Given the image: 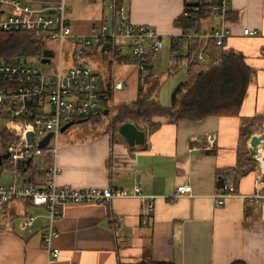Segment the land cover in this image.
<instances>
[{"label": "crops", "instance_id": "0c3cea01", "mask_svg": "<svg viewBox=\"0 0 264 264\" xmlns=\"http://www.w3.org/2000/svg\"><path fill=\"white\" fill-rule=\"evenodd\" d=\"M67 1L77 34H88L94 23L115 19L110 0ZM185 4L186 0H123L134 24L153 27L161 35L160 52L165 41L169 43L170 65L173 47L178 54L189 48V38L176 24ZM229 8L233 35L222 49L243 54L255 69L239 115L176 122L157 117L161 124L153 131L140 127L145 123L140 122L138 126L146 131L141 148H131L120 132L113 136L107 126L93 136L62 134L60 138L58 185L124 190L141 185L146 194L155 195L148 223L143 222L144 211L151 199L138 196L116 197L106 204H62L55 222L59 236L53 240L60 256L53 259L43 240L47 210L15 200L2 212L0 264H264V164L251 152L250 142L264 132V119L254 120L264 116V0H231ZM212 22L209 17L204 29ZM244 27L257 28L261 34L245 36ZM203 39L206 46L210 39ZM118 43L121 57L113 64L131 62L130 49L125 50L128 42ZM219 48L204 51L207 59L215 57ZM114 70L113 65V74ZM6 169L14 176L4 183ZM30 175L22 173L20 181ZM227 177L234 180L235 192L218 206L214 195ZM46 179V171L34 177L37 184ZM16 180L13 168L0 165V184ZM181 184H190L192 192L173 200ZM27 215L37 217L31 231L22 226ZM122 236L129 238V244L120 243Z\"/></svg>", "mask_w": 264, "mask_h": 264}, {"label": "built area", "instance_id": "2783aa9c", "mask_svg": "<svg viewBox=\"0 0 264 264\" xmlns=\"http://www.w3.org/2000/svg\"><path fill=\"white\" fill-rule=\"evenodd\" d=\"M188 3L182 14L204 13L201 17L202 27L209 17L213 22L201 31L199 36L213 40L216 46H224L233 35L229 24L231 0H186ZM68 1L60 0L49 5L28 0H0V31L14 32L33 30L43 34V41L48 43L45 54L41 50L35 55L8 62L0 60V110L5 121L4 130L10 139L3 145L2 153L9 152V157L2 164L9 165L17 174V180L9 184H0V214L9 202L26 200L31 205L47 210L49 219L43 235L44 244L49 256L56 259L60 249L53 246V240L59 236L55 228L59 207L67 203L94 202L106 204L113 198L138 196L151 199L144 211V223L154 209L152 199L155 195L146 194L141 185L131 190L120 188H72L58 185L56 177L60 171L56 163L58 144L63 134L62 127L69 122L89 120L101 116L105 110L102 100L107 97L103 90V78L89 64L80 62L77 66H69L64 62V51L71 54V59L86 58L93 47L110 40L126 41L130 49V57L137 69L145 74L151 52H160L164 47L161 35L150 26H137L128 17L122 6L117 17L108 23H94L88 34H77L69 23ZM245 36H259L257 28L244 27ZM186 37L197 34H185ZM59 46L56 50L53 45ZM52 52L57 54L53 57ZM172 56L178 55V48L173 47ZM50 58V62H42V58ZM202 63L208 61L207 55L201 51L198 55ZM40 60L41 64L54 65L52 70L32 64ZM127 86L123 79L115 81L114 88L123 89ZM106 95V96H105ZM29 133L33 141L29 142ZM52 133L45 147L40 142ZM258 149L254 155L261 162ZM35 156L44 158L47 179L40 184H25L20 181L21 165L34 162ZM192 192L190 184H181L171 196L173 200ZM235 182L225 178L221 191L214 195L218 206L225 199L234 195ZM35 215H27L22 219V226L31 231L36 220ZM129 238L120 237L122 245L129 244Z\"/></svg>", "mask_w": 264, "mask_h": 264}, {"label": "trees", "instance_id": "16d2710c", "mask_svg": "<svg viewBox=\"0 0 264 264\" xmlns=\"http://www.w3.org/2000/svg\"><path fill=\"white\" fill-rule=\"evenodd\" d=\"M28 1L49 5L60 0ZM88 1L95 2L96 0ZM110 1L113 8V17L116 18L120 8L123 6V0ZM187 4L186 2L185 6ZM204 15L205 12L188 16L181 14L176 19V24L183 29L185 34L197 35L188 37V50L176 55L174 57L175 60L170 65L171 72L177 70L182 64H186L188 71V79L180 82L172 92V104L164 106L154 97L161 83L152 72L155 52H151L147 63L148 71L145 74L141 73L143 75L139 82L136 100L132 103L121 105L107 126V131L111 135L117 136L120 125L125 122H134L137 125L140 122H145L150 130L153 131L161 124L160 121H155L157 117H164L170 122H176L180 119L202 120L210 115L237 116L240 114L249 85L254 78L255 69L247 63L243 54L234 49H222L223 47H220L215 57L207 62L202 63L199 60L198 55L201 51L216 50L213 40H209L205 46L204 39L198 35L203 31L201 17ZM41 40H43L42 35L33 30L0 31V60L13 62L35 55L43 50L41 49ZM93 49L100 51L103 56L108 54L111 57V61L108 62L111 73L108 72L107 80L103 78V90L107 97H111L115 84L112 64L121 57L119 43L116 40L101 42L95 45ZM44 53L51 55V52L47 50ZM150 82H152L150 88L145 89V85ZM107 97L103 98L102 104L109 111L106 104ZM2 117L3 113L0 110V118ZM262 119H264V116L254 118V120ZM0 137L3 144L10 139V135L4 132L0 134ZM21 171L22 173L30 172L31 174L23 183L37 184L34 180L35 174L40 171H46V168L39 170V167L31 161L30 163H23Z\"/></svg>", "mask_w": 264, "mask_h": 264}, {"label": "rangeland", "instance_id": "374dc122", "mask_svg": "<svg viewBox=\"0 0 264 264\" xmlns=\"http://www.w3.org/2000/svg\"><path fill=\"white\" fill-rule=\"evenodd\" d=\"M68 14H69V5H68ZM69 23L71 25V17L68 18ZM112 23V22H110ZM72 26V25H71ZM74 31V30H73ZM75 32V31H74ZM42 35V33H39ZM41 49L46 50L48 49L49 44L45 43L41 40ZM53 47L58 50L59 46L54 44ZM127 53H129V48L125 47ZM53 57L57 54L52 52ZM71 54L69 51H64V62L68 61L69 66H77L80 62H84L89 64L97 73L100 75L108 77V72L111 73L110 65L108 64L111 61V57L108 54H103L100 51H95L94 49L90 53V55L86 58H79V59H71ZM170 45L167 41H165V48L162 52L158 53L153 59V70L152 72L157 75L158 80L160 81L161 85L157 93L154 95L162 105L170 106L172 104V92L174 88L182 81L188 79V71L186 64H182L177 70L171 72L170 69ZM175 60V59H173ZM31 62L35 66H39L41 68H45L48 70H52L54 65H44L41 64L40 60L34 61L31 59ZM114 65V74L113 78L114 81L117 79H123L127 86L123 89H116L113 90V95L110 97L108 96L106 99V104L109 108L108 114H102L99 117H95L84 122L74 123L68 129H66L63 134H73L77 138H83L86 136H93L102 132L103 129L108 126V124L113 119L114 115L118 111L119 107L123 104L132 103L137 98L138 92V85L141 78V72L137 69L136 65L131 62H123L122 64L115 63ZM154 79V78H153ZM151 83L145 85V89H149ZM5 121L3 118H0V134L7 133L4 130ZM140 127H148V124L141 123ZM61 143L59 141L58 147ZM3 143L0 137V151H3ZM260 158L262 159L263 156L259 153ZM34 163L38 167L43 166V158L42 156H35ZM2 165V164H1ZM14 173L11 172L9 169L4 170L1 180L5 183L8 180L13 179ZM1 181V182H2ZM2 221V213L0 214V222Z\"/></svg>", "mask_w": 264, "mask_h": 264}, {"label": "water", "instance_id": "95a60500", "mask_svg": "<svg viewBox=\"0 0 264 264\" xmlns=\"http://www.w3.org/2000/svg\"><path fill=\"white\" fill-rule=\"evenodd\" d=\"M42 62H50V58H42ZM104 114H108V110H105ZM86 121L85 119L78 120L77 122H69L65 126L62 127L61 131L64 132L66 129H68L71 125L74 123H80ZM120 134L125 138L126 142L131 148H141L146 143V131L142 128H140L136 123L134 122H125L119 127ZM29 142L31 143L33 141L32 133H29ZM52 137V133L48 134L46 138H44L39 146L45 147L47 143L49 142L50 138ZM264 141V132L259 136H252L251 137V152L255 153L259 145ZM9 157V152L2 153L0 152V163L3 162L4 159H7ZM31 162V159L28 160V163Z\"/></svg>", "mask_w": 264, "mask_h": 264}, {"label": "bare ground", "instance_id": "6f19581e", "mask_svg": "<svg viewBox=\"0 0 264 264\" xmlns=\"http://www.w3.org/2000/svg\"><path fill=\"white\" fill-rule=\"evenodd\" d=\"M262 149V148H261ZM260 154L262 157V159L260 158V155H259V158L261 159L262 163L264 164V148L260 151Z\"/></svg>", "mask_w": 264, "mask_h": 264}]
</instances>
